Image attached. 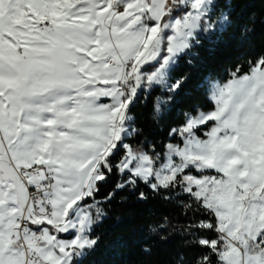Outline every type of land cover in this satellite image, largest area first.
<instances>
[{"label":"snow or ice","instance_id":"1","mask_svg":"<svg viewBox=\"0 0 264 264\" xmlns=\"http://www.w3.org/2000/svg\"><path fill=\"white\" fill-rule=\"evenodd\" d=\"M230 15L221 0H0V264H84L107 205L141 185L185 216L198 255L175 264H264V53L160 141L134 116L157 89L155 119L175 107L177 65Z\"/></svg>","mask_w":264,"mask_h":264},{"label":"trees","instance_id":"2","mask_svg":"<svg viewBox=\"0 0 264 264\" xmlns=\"http://www.w3.org/2000/svg\"><path fill=\"white\" fill-rule=\"evenodd\" d=\"M221 9L231 11L230 25L202 48L194 49L196 59L186 58L172 74L174 79L183 76L187 80L175 107L165 109L164 118L158 120L154 105L163 90L141 98L134 111L137 127L144 134L138 139L160 141L167 127L181 122L192 109L197 113L214 109L210 80L228 81L234 70L246 72L249 62L264 53V0H221ZM114 183L105 187V194ZM141 191L145 200L139 199ZM184 223L185 216L175 201H165L144 185L136 191L117 192L107 205L106 218L95 226L98 245L84 264H175L180 254L191 259L198 253L188 249L178 230Z\"/></svg>","mask_w":264,"mask_h":264},{"label":"rangeland","instance_id":"3","mask_svg":"<svg viewBox=\"0 0 264 264\" xmlns=\"http://www.w3.org/2000/svg\"><path fill=\"white\" fill-rule=\"evenodd\" d=\"M229 80H230V79H229ZM229 80H228V81H229ZM228 81L221 82L219 79H212V80H210V83H209V86H208L210 99H211V97H212V86L215 85V84L223 85V84H226ZM211 100H212V99H211ZM212 101L214 102V100H212ZM214 104H215V102H214ZM212 110H213V109H212ZM200 111H202V110H200ZM200 111H199V112H200ZM208 111H210V110H208ZM203 112H207V111H203Z\"/></svg>","mask_w":264,"mask_h":264}]
</instances>
